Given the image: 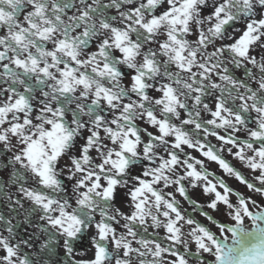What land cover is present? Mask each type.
I'll return each instance as SVG.
<instances>
[{"label": "snow or ice", "instance_id": "snow-or-ice-1", "mask_svg": "<svg viewBox=\"0 0 264 264\" xmlns=\"http://www.w3.org/2000/svg\"><path fill=\"white\" fill-rule=\"evenodd\" d=\"M0 264H264V0H0Z\"/></svg>", "mask_w": 264, "mask_h": 264}, {"label": "rangeland", "instance_id": "rangeland-1", "mask_svg": "<svg viewBox=\"0 0 264 264\" xmlns=\"http://www.w3.org/2000/svg\"><path fill=\"white\" fill-rule=\"evenodd\" d=\"M208 141L210 143H212V144H217L218 145V141H216V139L213 138V137H208ZM193 155H196L197 157H200V154L198 152H193ZM227 159L231 163H233L246 177L251 178V173L249 172V170L246 167H244L239 161L235 160L231 156H227ZM205 164H206L207 168H209L210 165H213V167H216L217 170L220 171L219 174H221L224 177V179L226 180V182L229 185H231L234 189L239 190L241 192L248 193V190L245 188L244 185H242L238 180H236L235 177L228 176L226 173L221 171V169L219 168V166L215 162L205 160ZM255 198L258 199V200L260 199L258 196L255 197ZM185 207L190 210V206L189 205L185 204ZM246 224L251 225V222L250 221H246Z\"/></svg>", "mask_w": 264, "mask_h": 264}, {"label": "flooded vegetation", "instance_id": "flooded-vegetation-1", "mask_svg": "<svg viewBox=\"0 0 264 264\" xmlns=\"http://www.w3.org/2000/svg\"><path fill=\"white\" fill-rule=\"evenodd\" d=\"M208 169L210 172H212V169H213V171L216 175L222 176L221 174H219L220 171H218L216 167H213V165H210ZM221 171H223V170L221 169Z\"/></svg>", "mask_w": 264, "mask_h": 264}]
</instances>
